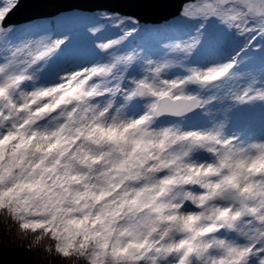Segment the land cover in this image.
<instances>
[{
  "label": "rangeland",
  "instance_id": "obj_1",
  "mask_svg": "<svg viewBox=\"0 0 264 264\" xmlns=\"http://www.w3.org/2000/svg\"><path fill=\"white\" fill-rule=\"evenodd\" d=\"M15 1L0 0V21ZM249 2L258 14L247 12ZM183 12L171 21V35L138 51L132 70L114 61L109 39L97 47L82 40L93 25L81 13L57 16L61 31H50L48 19L13 26L15 35L0 52V90L9 91L5 103L19 113L0 119V155L12 139L18 152L0 169V200L13 202L24 225L56 229L63 221L68 232H102L106 239L96 251L107 264H183L191 254L192 264H264V66L251 85L236 34L246 32L247 42L259 37L264 0H201ZM137 85L145 88L141 96ZM162 96H198L201 106L158 119L154 108ZM77 129L82 133L73 140ZM99 129L123 140V155L93 172L86 155L104 152L90 137ZM151 149L169 167L160 180L198 181L157 201L179 217L165 241L166 226L136 200L139 185L112 194L107 188L109 175L124 170L122 160Z\"/></svg>",
  "mask_w": 264,
  "mask_h": 264
},
{
  "label": "trees",
  "instance_id": "obj_2",
  "mask_svg": "<svg viewBox=\"0 0 264 264\" xmlns=\"http://www.w3.org/2000/svg\"><path fill=\"white\" fill-rule=\"evenodd\" d=\"M61 23L62 21L60 20H53L47 26L51 31L57 28L62 30L64 27ZM14 31L13 28L4 30L0 27V36H3V38L0 37V47L4 41L13 36ZM107 31V23L105 21H99L96 27L89 32V37L94 40L96 37L106 34ZM160 33L162 32L158 31L154 35L159 36ZM152 35L153 33H129L123 37H119L114 42L115 49L124 52L125 49L136 48L141 44L140 47H145L149 42L148 38ZM259 55L260 51L257 48H252L248 51L246 58V64L253 81L257 77L256 71L259 67V62L261 60L264 62V54ZM7 94L8 92L3 93L2 99ZM0 107L3 113L8 111L9 114L14 115V113L18 112L15 104H12V101L4 103V100H1ZM91 139L100 148L109 149L108 153H103L98 158L86 155L87 161L89 160L90 163L94 161L91 164L94 172L96 169L106 166L111 161L110 158L112 155L120 151L122 140L114 134L107 133V131L102 132L100 135L92 136ZM17 152V140L13 139L6 142L4 151L0 155V169L10 163H14ZM156 161L158 160L153 158L152 154L148 152H141L139 158L135 157L134 159L122 160L121 163L124 166V170L118 169L119 171H116L117 173L113 171L111 173L112 175H109V186L107 188L109 189L108 193L112 194L120 190L117 187L123 188L139 182L141 187L135 193L136 200L142 204V208L147 214H150V217L157 216V219H160L162 225L166 226L163 235V240L165 241L177 229L176 227L179 225L178 216L175 208L165 205L159 206L156 204V200L163 194L164 197L173 195L178 189L179 181L176 178L163 181V183L161 182V188L164 186L162 191L155 193L157 190L156 185L158 184L157 176L160 171V163H156ZM79 184L86 185L84 179L82 181L79 180ZM168 214L170 217L167 220L166 217ZM60 224L56 229L48 224H40L33 227L26 226L23 223L21 212L15 208L13 202L0 200V264H107L106 261L100 259L96 251L98 242L106 239L102 232H96L94 229L90 232L85 230L77 232L75 229H72L70 233L63 226V221ZM109 231L107 230L106 232ZM64 234L71 236L67 242ZM187 260L183 264H192L193 255L191 254L190 259L187 258Z\"/></svg>",
  "mask_w": 264,
  "mask_h": 264
},
{
  "label": "water",
  "instance_id": "obj_3",
  "mask_svg": "<svg viewBox=\"0 0 264 264\" xmlns=\"http://www.w3.org/2000/svg\"><path fill=\"white\" fill-rule=\"evenodd\" d=\"M197 0H17L3 19L2 27L27 22L36 18L53 17L68 10H99L119 12L136 17L140 21L159 23L176 16L184 3ZM218 3L221 0H217ZM251 4H249V8ZM257 11V9L255 10ZM57 46V44H55ZM196 81V78L193 79ZM144 89L137 88L141 95ZM198 98L170 99L163 97L156 109L157 117L181 116L199 108Z\"/></svg>",
  "mask_w": 264,
  "mask_h": 264
}]
</instances>
